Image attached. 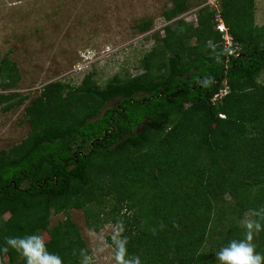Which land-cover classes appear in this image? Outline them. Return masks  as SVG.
I'll return each mask as SVG.
<instances>
[{"label": "trees", "instance_id": "1", "mask_svg": "<svg viewBox=\"0 0 264 264\" xmlns=\"http://www.w3.org/2000/svg\"><path fill=\"white\" fill-rule=\"evenodd\" d=\"M187 1L173 0L167 19ZM220 6L232 46L217 10L204 6L197 26L179 19L154 35L142 73L101 86L93 70L79 85L54 81L31 99L28 136L0 149V249L8 247L0 264H26L9 237L44 234L62 264H94L72 209L94 231L113 224L115 254L126 241L124 259L140 264H218L222 248L246 240L247 214L264 226V24L256 0ZM20 80L4 57L0 88ZM28 99L0 93V109ZM60 213L66 218L51 225ZM251 243L264 256V227Z\"/></svg>", "mask_w": 264, "mask_h": 264}, {"label": "rangeland", "instance_id": "2", "mask_svg": "<svg viewBox=\"0 0 264 264\" xmlns=\"http://www.w3.org/2000/svg\"><path fill=\"white\" fill-rule=\"evenodd\" d=\"M173 6V0H0V63L8 56L21 74L14 89L0 88V93L29 97L9 111L0 109V149L28 136L31 125L25 108L45 85L61 80L76 86L93 70L101 86L115 75H138L143 72L140 60L155 44L154 35L164 37L166 26L179 19L197 26L204 6L217 10L216 21L221 17L220 0H188V8L169 20L165 13ZM256 21L264 24V0H256ZM145 23L151 28L142 32L139 27ZM69 213L92 251L91 261L116 264L115 249L108 242V237H117L114 225L94 231L82 210ZM65 218L64 213L53 214L51 225Z\"/></svg>", "mask_w": 264, "mask_h": 264}, {"label": "clouds", "instance_id": "3", "mask_svg": "<svg viewBox=\"0 0 264 264\" xmlns=\"http://www.w3.org/2000/svg\"><path fill=\"white\" fill-rule=\"evenodd\" d=\"M257 215V213H253ZM264 219V217H261ZM243 227L246 228V240L232 241L227 247L222 248L217 254L218 264H262L264 256L254 251L255 246L251 243L253 233H259L262 230V224L259 221L245 219ZM6 244L20 253L26 260V264H62L58 255L49 253L45 247L44 241L39 235H29L26 237H9ZM126 241H117V264H140L139 258L135 260H125ZM7 252L8 247L0 249ZM88 257L84 264H88Z\"/></svg>", "mask_w": 264, "mask_h": 264}, {"label": "built area", "instance_id": "4", "mask_svg": "<svg viewBox=\"0 0 264 264\" xmlns=\"http://www.w3.org/2000/svg\"><path fill=\"white\" fill-rule=\"evenodd\" d=\"M218 23H217V29L224 33V40H225V46L229 47L233 45V39L232 36L229 34L228 32V27L225 25V23L223 22V20L221 19V17L217 18ZM224 94V93H223ZM223 94H217L214 99H217L219 97H221Z\"/></svg>", "mask_w": 264, "mask_h": 264}]
</instances>
